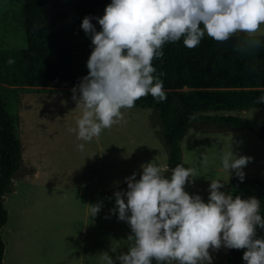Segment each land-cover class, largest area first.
Listing matches in <instances>:
<instances>
[{"label":"rangeland","instance_id":"1","mask_svg":"<svg viewBox=\"0 0 264 264\" xmlns=\"http://www.w3.org/2000/svg\"><path fill=\"white\" fill-rule=\"evenodd\" d=\"M235 1L262 10V16L245 14L241 27L239 12L212 3L202 36L264 35V0ZM23 4L0 0V49H27ZM18 89L24 151L4 202L9 220L1 231L3 264L11 245L9 264L150 258L148 228L161 210L160 177L169 158L157 113L66 89ZM230 114L264 124V107ZM181 145L173 221L161 244L170 264L225 263L230 182L264 179V141L249 131L201 123ZM9 228H15L10 242L4 232Z\"/></svg>","mask_w":264,"mask_h":264},{"label":"trees","instance_id":"2","mask_svg":"<svg viewBox=\"0 0 264 264\" xmlns=\"http://www.w3.org/2000/svg\"><path fill=\"white\" fill-rule=\"evenodd\" d=\"M212 3L262 10L235 0H24L28 47L0 49V264L8 223L5 197L23 161L19 89H122L152 108L169 158L161 213L148 228L151 257L126 264H170L161 245L183 160L181 142L196 124L245 130L264 141V124L230 114L264 107V35L202 36ZM228 258L264 264V179H236L228 201ZM218 264V263H213Z\"/></svg>","mask_w":264,"mask_h":264},{"label":"crops","instance_id":"3","mask_svg":"<svg viewBox=\"0 0 264 264\" xmlns=\"http://www.w3.org/2000/svg\"><path fill=\"white\" fill-rule=\"evenodd\" d=\"M66 90H70V92L81 93L82 95H86V96L94 99V101H102L103 100V101H109V102L116 103V104L118 103V104H121V105L135 106L130 101V99H131L130 94H132L131 93L132 91H130V90L106 89V88H95V89L94 88H92V89H66ZM135 107H138V106H135ZM193 128H191V129H193ZM182 162H183V160H182ZM181 165H182V163H181ZM163 168L166 170L168 167L167 166H164ZM180 170H181V168H180ZM231 183H232V181L230 182V194H231ZM175 186H174V188H175ZM230 194L227 197V203H226L227 204V219H228V201H229ZM161 202H162V200H161ZM175 204H176V200H175V194H174V202H173V209H172L170 224L173 221V214H174ZM160 213H161V210H160ZM160 213H159V215H160ZM158 216H156L155 219H157ZM170 224H169V226H170ZM169 226H168V228H169ZM168 228H167V230H168ZM167 230H166V232H167ZM166 232L164 234H166ZM167 257H168V254H167Z\"/></svg>","mask_w":264,"mask_h":264},{"label":"bare ground","instance_id":"4","mask_svg":"<svg viewBox=\"0 0 264 264\" xmlns=\"http://www.w3.org/2000/svg\"><path fill=\"white\" fill-rule=\"evenodd\" d=\"M29 140V139H28ZM27 141V140H26ZM25 146H27V145H25ZM28 147V146H27ZM14 202V201H13ZM7 208H10V209H12V204L9 202V203H7ZM9 210V209H8ZM15 229V228H14ZM14 229H12V228H9L8 230H7V232L6 231H4L5 233H6V236L9 238V240H8V242H10V240H11V235L13 236V233H14ZM12 243V242H11ZM9 244V243H8ZM11 244H9V246H10ZM12 246L13 245H11L10 247H9V249H7L8 250V258H7V262H6V264H9L8 263V261H10V257L12 258V253L10 254V250L12 249L13 250V248H12ZM12 252V251H11Z\"/></svg>","mask_w":264,"mask_h":264}]
</instances>
